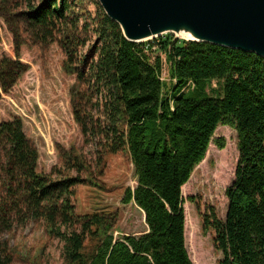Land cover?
Returning a JSON list of instances; mask_svg holds the SVG:
<instances>
[{
    "label": "trees",
    "instance_id": "1",
    "mask_svg": "<svg viewBox=\"0 0 264 264\" xmlns=\"http://www.w3.org/2000/svg\"><path fill=\"white\" fill-rule=\"evenodd\" d=\"M77 1L0 0V99L29 69L21 34L41 46L57 42L66 57L63 70L79 86L70 92L73 108L74 93L87 97L80 87L89 93L90 113L74 120L84 136L99 138L104 152L127 149L136 186L124 203L143 213L147 229L115 238V215H75L72 189L79 180L37 172V150L21 119L13 118L0 123V175L8 195L0 230L42 221L63 243L65 264H192L181 189L212 142L224 148L213 136L229 126L237 133L238 161L226 190V217L204 216L202 229L215 232L218 264H264V59L171 34L129 42L97 0V15L81 23ZM91 39V56L80 57ZM164 66L169 84L162 81ZM64 154L66 164L70 152ZM0 251V264H11L7 250Z\"/></svg>",
    "mask_w": 264,
    "mask_h": 264
},
{
    "label": "rangeland",
    "instance_id": "2",
    "mask_svg": "<svg viewBox=\"0 0 264 264\" xmlns=\"http://www.w3.org/2000/svg\"><path fill=\"white\" fill-rule=\"evenodd\" d=\"M76 4L81 23L97 15L92 0H78ZM21 37L25 40L21 57L29 69L11 91L1 95L0 123L21 119L25 136L38 153L37 172L47 175L55 171L62 177L79 180L72 189L75 215H115V238L143 234L147 229L143 213L132 202L124 203L125 193L136 186L127 149L111 155L98 145V137L93 139L82 134L74 118L90 113V106L86 104L89 93L80 87V93L87 97L80 94L77 97L74 93V103L78 106L73 108L70 92L73 88L76 92L79 86H75L76 77L63 70L66 57L58 43L41 46L30 41L24 33ZM89 44H94L93 39L80 57L91 56ZM162 81L169 84L167 66H164ZM78 109L83 111L77 112ZM216 140L223 141L224 148L218 149L212 142L204 160L181 189L185 246L192 264H218L222 260V253L215 247V232L204 233L202 225L204 216L214 214L221 221L226 217V190L234 182L238 161L237 133L229 126H219L213 136V141ZM68 151L70 155L65 164L61 157ZM62 177L53 176L52 180ZM6 193L0 175V207L6 204ZM14 215L10 213L9 218ZM85 244L89 249L90 243ZM0 248L7 250L11 264H65L63 243L50 236L42 221L15 222L9 231L0 230Z\"/></svg>",
    "mask_w": 264,
    "mask_h": 264
},
{
    "label": "water",
    "instance_id": "3",
    "mask_svg": "<svg viewBox=\"0 0 264 264\" xmlns=\"http://www.w3.org/2000/svg\"><path fill=\"white\" fill-rule=\"evenodd\" d=\"M133 43L183 32L187 42L252 53L264 59V0H97Z\"/></svg>",
    "mask_w": 264,
    "mask_h": 264
},
{
    "label": "bare ground",
    "instance_id": "4",
    "mask_svg": "<svg viewBox=\"0 0 264 264\" xmlns=\"http://www.w3.org/2000/svg\"><path fill=\"white\" fill-rule=\"evenodd\" d=\"M177 36H179L180 38H184V39H188L190 38V35L189 34H185L183 32L177 34Z\"/></svg>",
    "mask_w": 264,
    "mask_h": 264
}]
</instances>
